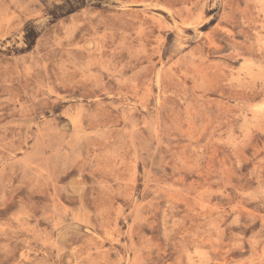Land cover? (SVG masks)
<instances>
[{
	"label": "rangeland",
	"instance_id": "1",
	"mask_svg": "<svg viewBox=\"0 0 264 264\" xmlns=\"http://www.w3.org/2000/svg\"><path fill=\"white\" fill-rule=\"evenodd\" d=\"M0 264H264V0H0Z\"/></svg>",
	"mask_w": 264,
	"mask_h": 264
}]
</instances>
